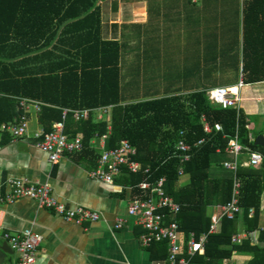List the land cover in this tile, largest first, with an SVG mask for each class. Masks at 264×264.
Segmentation results:
<instances>
[{
  "label": "trees",
  "instance_id": "1",
  "mask_svg": "<svg viewBox=\"0 0 264 264\" xmlns=\"http://www.w3.org/2000/svg\"><path fill=\"white\" fill-rule=\"evenodd\" d=\"M96 1L0 0V122L18 116V98L43 103L39 111L42 134L50 130L52 122L60 119L63 108L112 105L108 121L105 118L97 120L91 115L85 120L74 121L71 133L82 132V151L86 154H90L87 150L89 140L106 133L107 124L110 129L106 138L108 148L116 147L120 140L129 141L135 149L134 160L149 169L147 174L123 169L126 184L133 193L143 180L164 179L166 194L181 206L174 218L184 236L190 232L196 237L206 234L203 252L188 256V264H221L218 261L229 258L234 251L250 252L247 264H264V227L259 231L256 243H251L249 235L241 242H231L238 217L246 232L258 229L264 159L259 168L241 166L236 171L240 181V213L232 219L223 217L217 231L209 234L210 216L205 213L209 202L223 204L229 199L231 175L224 178L209 175L211 155L217 150L223 152L229 137L236 133L243 147L258 151L264 157V145H254L246 127L250 120L256 121V116L248 118L241 109L219 108L207 100L204 90L187 94L186 101L179 95H172L122 103L120 45L116 40L101 38ZM263 6L264 0H247L246 23L249 19L254 26L256 19L260 20L255 8ZM68 19L75 20L61 30L58 39L61 45L73 42L68 45L64 60L49 62L46 52L41 56L30 55L35 49L46 47L55 36L58 24ZM72 31L84 33L71 37ZM5 54L7 58H4ZM247 61L244 65L249 73L244 75L245 82L263 81L264 73L256 72L254 67L257 60ZM35 62H39V66L35 67ZM202 115L213 127L211 134L203 132ZM216 123L221 126L219 131L214 130ZM181 130L187 141L203 137L205 142L194 149L189 161L183 164L188 182L179 186L177 170L180 163L174 145ZM260 132L254 131V134ZM249 208L254 210L251 216ZM158 245L167 249L166 242L151 244Z\"/></svg>",
  "mask_w": 264,
  "mask_h": 264
},
{
  "label": "crops",
  "instance_id": "2",
  "mask_svg": "<svg viewBox=\"0 0 264 264\" xmlns=\"http://www.w3.org/2000/svg\"><path fill=\"white\" fill-rule=\"evenodd\" d=\"M246 2L247 0H97L95 4L100 12L101 38L116 40L120 45L119 85L122 67L129 64L131 49L136 50L137 46L139 48V45L145 44L149 39L157 42L165 38L164 42L168 43L171 37L178 36L181 43H215L218 50H224V58L222 64L211 68L212 75L218 76L216 71L223 68V74L230 76L229 79L219 80L221 84L218 86L234 85L242 80L238 110L241 109L248 118L256 116L255 122L250 120L246 125L252 139L257 135L254 131H261L264 135V80H244V75L249 73L244 63L249 62V59L257 60L254 66L256 72L264 73V62H261L264 60V6L255 8L260 20L256 19L253 26L249 19L247 23L244 20ZM74 20L68 19L58 24L56 34L48 45L35 49L34 54L41 56L42 52H46L49 62L64 60L68 45L73 42L61 45L58 39L61 30ZM83 33L84 31H72L70 35L76 37ZM189 39L192 41H188ZM125 56L128 57V62H125ZM131 56L133 59L135 55ZM7 57L5 54L4 58ZM37 66L39 62H35V67ZM197 69L198 66L193 63V70ZM237 71L239 79L232 82L231 76L236 75ZM207 89L209 88L203 90ZM195 91L185 89L166 96L187 95ZM121 100L122 103H130L122 98ZM18 109V116L27 120V135L12 139L9 134L0 133V245L6 242L1 236L3 232L17 233L30 228L42 236L34 264H166V246L143 247L139 243L143 229L127 214V205L135 193L126 184L123 170L114 176L112 183L98 181L88 174L95 168L101 151L108 149L107 139L102 141L94 136L88 143L87 150L90 154L82 150L65 154L57 163L51 164L47 154L36 145V135L43 131L39 123L40 110L36 111L32 107L23 109L19 106ZM104 118L108 121L110 116ZM74 127V120L67 117L64 131L70 138L78 133L82 134L81 131L72 134ZM245 157V154H241L238 162H244ZM231 160L232 154L225 149L223 152L215 151L210 160V177H230V172L222 163ZM183 177L187 179L185 182L182 181ZM11 178L48 184L52 195L65 206L87 207L98 213V219L82 223L65 220L52 209L40 207L28 197L8 202L4 198L9 192L7 180ZM187 182L186 174L178 177L179 186ZM218 205L220 204L209 202L205 207L206 215L211 217L218 213ZM118 218L121 219V226L116 228ZM258 224V229L248 233L238 217L232 236L238 234L241 238L233 243L241 242L248 235L251 243L257 242L259 231L264 227V188L260 195ZM250 257V252L234 251L229 258L218 262L247 264ZM4 264H17L16 254L7 255Z\"/></svg>",
  "mask_w": 264,
  "mask_h": 264
},
{
  "label": "built area",
  "instance_id": "3",
  "mask_svg": "<svg viewBox=\"0 0 264 264\" xmlns=\"http://www.w3.org/2000/svg\"><path fill=\"white\" fill-rule=\"evenodd\" d=\"M242 80L234 85L217 86L205 90L207 100L222 109L234 108L238 110L240 100V87ZM43 103L30 98H18V106L23 109L32 107L39 111ZM112 105L99 106L96 108H63L61 118L52 122L48 132L37 134V147L45 152L51 164L57 163L65 154H73L83 149L82 134L78 133L74 137H68L64 131L67 117L74 121L85 120L89 116H94L97 120L104 116H110ZM202 129L205 134H211L213 127L201 116ZM219 123L214 124V130L219 131ZM28 124L23 116H17L8 122H0V133H7L12 139H20L27 135ZM98 136L105 140L109 132ZM179 137L175 142V154L179 159L177 170L178 177L184 175L183 164L188 162L194 149L205 142V138L196 141H187L185 132L179 131ZM103 145V143H102ZM225 151L233 156V160L224 161L222 166L231 173V189L229 199L218 205V213L210 217L209 233H215L223 217L228 219L241 212L239 206L240 181L236 176V171L240 166L260 167L264 157L258 151L243 147L237 140V134L229 137ZM135 149L129 141L120 140L114 148L103 149L98 155L96 166L89 171V176L98 181L112 183L115 175L123 169L130 173H148V167H143L141 163L134 160ZM241 154H245L244 162H238ZM9 192L5 196L6 201H13L19 197H28L35 200L40 207L52 209L55 214L65 220L75 223L91 222L98 219V213L87 207L78 205L74 208L65 206L58 201L51 193V188L45 183H32L24 178H11L7 180ZM136 192L133 199L127 205V214L134 218L143 232L139 236V243L143 247H148L153 243L166 242L167 255L166 264H188V256L203 252L206 234L202 233L198 237L190 232L187 237L181 232L175 216L180 211V204L164 190V179L156 178L153 181L143 180L136 185ZM253 208L248 209V214H253ZM121 226V219H117L115 227ZM2 238L8 243L17 257V264H34L37 249L42 241V236L26 228L17 233L3 232ZM241 238L236 234L231 237L232 242H237Z\"/></svg>",
  "mask_w": 264,
  "mask_h": 264
},
{
  "label": "rangeland",
  "instance_id": "4",
  "mask_svg": "<svg viewBox=\"0 0 264 264\" xmlns=\"http://www.w3.org/2000/svg\"><path fill=\"white\" fill-rule=\"evenodd\" d=\"M164 39L157 42L149 39L139 48L137 46L136 50L131 49L130 54L136 58L134 56L132 59L130 55L129 62L128 57H124L125 62L129 63L122 67L120 77V94L124 101L148 100L185 89L203 90L220 85L219 80L230 78L223 74V68L216 71L218 76L212 75L211 68L222 64L224 58V50H218L215 43H181L178 36L171 37L168 43ZM123 51L124 48L121 54ZM193 63L198 66L196 71L193 70ZM239 76L237 71L236 75L231 76V81L237 82ZM179 96L183 101L188 99L186 94ZM186 180L182 178L183 182Z\"/></svg>",
  "mask_w": 264,
  "mask_h": 264
},
{
  "label": "water",
  "instance_id": "5",
  "mask_svg": "<svg viewBox=\"0 0 264 264\" xmlns=\"http://www.w3.org/2000/svg\"><path fill=\"white\" fill-rule=\"evenodd\" d=\"M252 142L254 145L263 146L264 145V135L261 133L255 135ZM261 186L262 188H264V168L262 169ZM13 253H14L13 250L9 247L7 242L2 243L0 245V264H4L6 260V256L12 255Z\"/></svg>",
  "mask_w": 264,
  "mask_h": 264
}]
</instances>
